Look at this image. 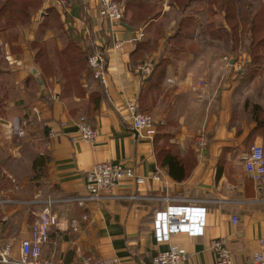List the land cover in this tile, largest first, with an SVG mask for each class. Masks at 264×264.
<instances>
[{
	"label": "crops",
	"instance_id": "1",
	"mask_svg": "<svg viewBox=\"0 0 264 264\" xmlns=\"http://www.w3.org/2000/svg\"><path fill=\"white\" fill-rule=\"evenodd\" d=\"M116 1L134 5L137 0ZM144 2L153 5L158 17L131 23L132 7L116 22L100 15L98 0H43L29 25L0 31V251L8 246L18 257L21 242L31 236L32 224L43 212L53 223L42 257L63 264H81L85 257L107 264H153L155 255L172 245L187 252L180 264H215L211 245L218 239L226 242L236 264H247L261 250L264 182L251 178L245 157L253 145L264 148V128L251 110L253 103L264 110V93L239 97L244 89L260 85L264 73L241 82L232 52L225 53L231 60L227 63L211 47L218 38L200 33V15L193 39L186 40L183 50L172 51L168 36L181 17L195 15L197 3L181 12L170 0ZM50 8L60 14L62 26L39 32ZM156 39L145 60L162 66L150 79L141 78L137 67L144 52H135L137 44L149 40L151 45ZM37 41L50 43V49L75 41L83 50L103 51L107 85L87 72L82 91L63 95L61 75L43 77L35 62L32 43ZM31 79L33 90L27 83ZM139 99L170 136L172 152L185 164L192 162L185 179L175 180L153 140L140 138L133 129L127 106ZM82 115L97 131L93 142L81 137L77 120ZM31 123L37 131L28 129ZM202 132L210 140L204 149L195 143ZM39 155L46 159V174L35 180L33 162ZM106 161L133 169L145 182L120 185L113 198L74 201L87 196L88 171ZM170 206L206 209L203 235L178 232L157 242L155 214Z\"/></svg>",
	"mask_w": 264,
	"mask_h": 264
},
{
	"label": "trees",
	"instance_id": "2",
	"mask_svg": "<svg viewBox=\"0 0 264 264\" xmlns=\"http://www.w3.org/2000/svg\"><path fill=\"white\" fill-rule=\"evenodd\" d=\"M178 6L181 12L191 7L196 2L194 13L181 17L178 21L174 33L168 36L167 43L174 52L185 48L186 40L193 39L198 26V16L204 19L205 32L208 35L217 37L224 41L226 46L231 45V52H238L242 39L249 35L250 45L248 49L249 58L244 66L239 69L237 76L241 82L255 80L264 73V0L254 10L248 8L244 0H170ZM124 6V12L132 11V19L139 23H146L149 19L157 18V13H153V5L144 2V0L135 1L127 4L121 2ZM43 4V0H0V31H7L18 25H28L31 22L32 15L37 13ZM199 6V8H198ZM191 10V11H192ZM216 15H221L222 19L216 21L212 19ZM134 22V21H133ZM60 14L53 8L46 10L43 22L39 31L51 27L61 28ZM157 31H155L156 33ZM157 39L150 45L149 40L140 41L137 44L138 50H143L139 55L140 61H145V54L149 53L157 46ZM33 48L36 50L35 62L39 65L43 77L61 75L64 80L63 95H71L73 92L82 91L84 73L88 70V59L94 52L83 50L75 41L70 42L64 49L57 50L49 48L45 41L33 42ZM92 52V53H91ZM138 58V59H139ZM162 63L154 64L152 73L147 77L150 79L155 71L160 69ZM28 86L31 90L36 87L34 79L29 80ZM145 94L148 90L144 91ZM142 97V95H141ZM98 98V97H96ZM137 102L138 110L144 114L150 115L146 106L142 105V100ZM248 105V101L247 104ZM252 117L259 126L264 128V110L253 103L251 105ZM85 116V115H84ZM87 118V115H86ZM88 119V118H87ZM157 133L153 139L157 156L161 157L163 166L168 168L169 174L177 181H181L189 175L192 168V162L185 164L183 158L172 152V145L169 141L170 136L163 126L156 124ZM163 139V144H159ZM35 169L34 179L39 180L46 174V159L43 156H37L33 162Z\"/></svg>",
	"mask_w": 264,
	"mask_h": 264
},
{
	"label": "built area",
	"instance_id": "3",
	"mask_svg": "<svg viewBox=\"0 0 264 264\" xmlns=\"http://www.w3.org/2000/svg\"><path fill=\"white\" fill-rule=\"evenodd\" d=\"M65 3V0H61ZM100 15L111 21L119 22L124 16V6L116 0H98ZM143 34H141L142 36ZM154 62L147 59L137 67L141 78L148 77L153 70ZM106 58L103 51H96L88 59V75L107 85ZM133 129L139 137L152 141L157 133L154 119L138 110L137 102L127 106ZM77 126L81 137L87 142H93L97 131L91 126L86 116L82 115L77 120ZM24 131L19 130V135ZM195 143L199 148H206L209 143L208 135L201 133L196 136ZM245 168L251 178L258 183L264 182V148L253 145L245 157ZM127 182L141 185L145 182L143 177L136 174L133 169L123 164L110 161L96 164L86 174L85 188L86 197L73 198L82 204L83 200L97 201L102 198L115 197V189ZM2 202V201H0ZM206 209L191 208L188 206H170L165 211H157L154 219V235L157 242L169 241L172 234L178 232L187 233L189 236L203 235L205 227ZM237 222V217L233 218ZM52 219L48 212L39 214L32 224L31 236L21 242L20 255L13 257L9 247L0 251V264H63L53 259L42 257V248L52 240ZM75 230L78 228L76 221L72 223ZM2 234V223L0 221V238ZM261 250L256 252L247 264H264V238L260 241ZM212 249L216 255L215 264H236L226 242L218 239L212 242ZM187 259V252L172 245L169 250L159 251L153 258V264H180ZM81 264H107L101 258L85 257Z\"/></svg>",
	"mask_w": 264,
	"mask_h": 264
},
{
	"label": "rangeland",
	"instance_id": "4",
	"mask_svg": "<svg viewBox=\"0 0 264 264\" xmlns=\"http://www.w3.org/2000/svg\"><path fill=\"white\" fill-rule=\"evenodd\" d=\"M247 4H248V8L249 9H252V10H254L255 8H257L258 6H259V4H260V0H244ZM33 15H35V13L33 14ZM33 15H32V17H33ZM212 19H215L216 21L218 20V21H220L221 19H222V16L221 15H216L215 17H213ZM32 20V19H31ZM31 23V22H30ZM29 25V24H28ZM25 26H27V25H25ZM202 27H201V30H200V33H202V34H204V33H206L205 32V25L204 24H202L201 25ZM58 31V30H57ZM39 32H41V31H39ZM215 41H217V42H215V43H212V48H214V50L216 49V51L218 52L217 54H218V57L220 56V55H222V54H224L225 56H223V59H225V61L228 63V62H230L231 60H230V57L228 58V56L225 54V53H228V52H230V49H231V45H227L226 46V44H225V42L224 41H220L219 39H217V40H215ZM50 44V43H49ZM249 45H250V38H249V35H247L246 37H244L243 39H242V42H241V44H240V47H239V49H238V52L236 53V52H232V54H233V57L231 58V59H233V67H235V69H236V71H237V73H238V71H239V69L240 68H242L243 66H244V64H245V62H246V60H247V58H249V55H248V49H249ZM224 61V62H225ZM259 92H260V95L262 94V93H264V79H263V81L260 83V85L259 84H257L256 86H253V87H251V88H247V89H244L243 91H241V93H240V97L239 98H242V97H248L249 95H252V96H257L258 94H259ZM245 97V98H246ZM263 97V96H262ZM244 102H245V100H244V98L241 100V103H242V105L244 104ZM34 124L33 123H31L29 126H28V129L30 130V131H32L33 130V126ZM35 128H37V127H35ZM38 130V129H37ZM36 129H34L33 131H37ZM203 133H205V132H203ZM206 134V133H205ZM208 139H209V137H208ZM209 142H210V140H209ZM208 145H209V143H208ZM44 258V257H43ZM44 259H47V258H44ZM49 259V258H48ZM51 259V258H50ZM54 260V259H53ZM56 261V260H55ZM61 263V262H60Z\"/></svg>",
	"mask_w": 264,
	"mask_h": 264
},
{
	"label": "water",
	"instance_id": "5",
	"mask_svg": "<svg viewBox=\"0 0 264 264\" xmlns=\"http://www.w3.org/2000/svg\"><path fill=\"white\" fill-rule=\"evenodd\" d=\"M37 71V70H36Z\"/></svg>",
	"mask_w": 264,
	"mask_h": 264
}]
</instances>
